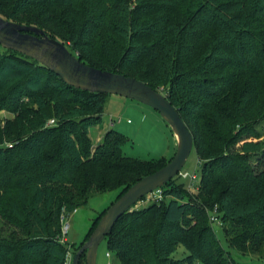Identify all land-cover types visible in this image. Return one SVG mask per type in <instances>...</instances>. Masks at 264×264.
I'll list each match as a JSON object with an SVG mask.
<instances>
[{
    "label": "trees",
    "instance_id": "1",
    "mask_svg": "<svg viewBox=\"0 0 264 264\" xmlns=\"http://www.w3.org/2000/svg\"><path fill=\"white\" fill-rule=\"evenodd\" d=\"M0 16L160 90L192 133L198 189L176 175L125 212L105 237L121 264H233L231 251L264 244V0H0ZM107 95L0 46V264H68L61 213L166 164L127 156L114 130L90 150Z\"/></svg>",
    "mask_w": 264,
    "mask_h": 264
},
{
    "label": "water",
    "instance_id": "2",
    "mask_svg": "<svg viewBox=\"0 0 264 264\" xmlns=\"http://www.w3.org/2000/svg\"><path fill=\"white\" fill-rule=\"evenodd\" d=\"M0 46L36 60L70 87L143 103L157 111L173 131L176 138L173 157L156 171L140 178L112 202L72 260V264H79L81 256L85 254L86 264H95L97 248L117 220L147 194L162 188L183 168L193 150L192 133L178 109L160 90L135 77L86 64L61 41L45 34L37 26L6 20L0 16Z\"/></svg>",
    "mask_w": 264,
    "mask_h": 264
},
{
    "label": "rangeland",
    "instance_id": "3",
    "mask_svg": "<svg viewBox=\"0 0 264 264\" xmlns=\"http://www.w3.org/2000/svg\"><path fill=\"white\" fill-rule=\"evenodd\" d=\"M1 114L10 116L8 112H2ZM110 130L122 133L128 140L122 148L127 156L143 160L164 158L168 162L176 151V138L173 131L159 113L151 107L129 98L107 95L101 121L89 129L90 150L92 152L103 142ZM260 132L264 137V129L260 128ZM197 163V157L192 151L182 169L189 174H198L199 166ZM177 176L176 182L183 184L184 188L188 190L189 180ZM115 195L116 191L94 194L89 198L86 205L67 214L69 229L66 236L63 234L64 224H61V231L62 241L69 248L68 264H72L74 253H76L75 248H79L87 240L97 216L107 210L112 202L116 200ZM187 195L193 198L189 192ZM146 203L148 202L140 200L135 206L144 207ZM214 228L222 247L229 250L219 234L221 224H215ZM231 253L233 264H264V244L260 245L257 250L254 246L247 244L244 252L231 251ZM187 254L185 248L180 245L177 247L174 257L182 258ZM79 264H85V261L80 260ZM95 264H121L109 247L106 238L97 248ZM194 264L203 263L196 262Z\"/></svg>",
    "mask_w": 264,
    "mask_h": 264
},
{
    "label": "built area",
    "instance_id": "4",
    "mask_svg": "<svg viewBox=\"0 0 264 264\" xmlns=\"http://www.w3.org/2000/svg\"><path fill=\"white\" fill-rule=\"evenodd\" d=\"M49 123H53V120H50ZM177 175H179L181 178L183 179H187L189 180L187 189L191 190H197V186H196V179H197V175L196 173H192L189 174L187 171H184L183 169H181ZM161 199V195L159 193V190L153 191L149 194H147L144 198L141 199V201H146V202H150V201H156L158 202ZM60 221L62 223L63 226V234L66 236V233L68 232L69 229V223L67 221V214L62 212L60 215ZM210 221L213 224H221L219 221V218L217 217L216 213H211L210 214Z\"/></svg>",
    "mask_w": 264,
    "mask_h": 264
}]
</instances>
